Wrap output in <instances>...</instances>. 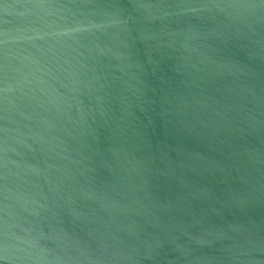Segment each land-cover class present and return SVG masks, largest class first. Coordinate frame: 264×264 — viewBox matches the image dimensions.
Segmentation results:
<instances>
[{"label":"water","instance_id":"water-1","mask_svg":"<svg viewBox=\"0 0 264 264\" xmlns=\"http://www.w3.org/2000/svg\"><path fill=\"white\" fill-rule=\"evenodd\" d=\"M0 264H264V0H0Z\"/></svg>","mask_w":264,"mask_h":264}]
</instances>
